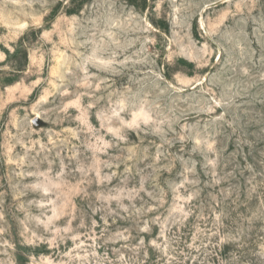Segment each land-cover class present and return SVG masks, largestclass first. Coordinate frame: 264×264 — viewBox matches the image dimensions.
<instances>
[{
	"label": "rangeland",
	"instance_id": "374dc122",
	"mask_svg": "<svg viewBox=\"0 0 264 264\" xmlns=\"http://www.w3.org/2000/svg\"><path fill=\"white\" fill-rule=\"evenodd\" d=\"M0 264H264V0H0Z\"/></svg>",
	"mask_w": 264,
	"mask_h": 264
}]
</instances>
